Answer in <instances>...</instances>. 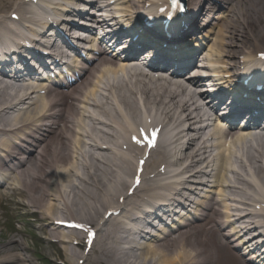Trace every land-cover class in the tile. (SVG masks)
Returning a JSON list of instances; mask_svg holds the SVG:
<instances>
[{"label":"bare ground","instance_id":"1","mask_svg":"<svg viewBox=\"0 0 264 264\" xmlns=\"http://www.w3.org/2000/svg\"><path fill=\"white\" fill-rule=\"evenodd\" d=\"M12 1L0 0V15L12 9ZM62 1L68 2L71 0ZM167 1L156 0L162 5ZM203 1L207 0H189L188 15L191 20L195 17H203L204 19L209 17V12L204 14L203 10L200 9ZM220 2L222 4V1ZM123 3L128 4L130 8H135L143 5L145 0H125ZM226 3L228 4L227 11L220 16V19H224L221 27V39L216 46L213 44L209 47L208 57L214 65H219L220 68L222 65L234 67L236 62L233 58L237 56L245 57L246 62L252 64L255 61V54L264 49V0H227ZM221 8H217L218 14ZM17 11L20 15L24 14L23 11ZM208 11H211V8H208ZM183 23L185 24L183 26L187 25L189 27L186 32L191 37L196 38L199 27L196 28L188 19L184 20ZM1 24L2 20L0 18ZM179 28L180 24L173 27L172 31L175 32ZM137 37L138 43L144 39H152L147 38L148 35L145 33H141ZM196 45H198V40L195 41ZM171 51L174 53L180 50L177 48V50L172 49ZM171 63L180 66L183 60L176 59ZM161 70L159 69V72ZM84 72L87 75L78 86L67 91L48 89L45 98L38 97L41 102L44 101L43 103L32 100L35 104L27 105L22 109L23 113L13 114L12 112L23 107L25 101L20 102L18 106L10 109L5 108L0 112V122L3 123V127L12 128V134H26L42 142L41 147L33 145V147L38 148L39 152L30 154L31 159L24 164L23 170L18 172L12 170L15 173L14 182L23 189V199L26 202L23 207L27 210L29 208L33 209L36 213L40 212L42 221H50L56 215L58 209L66 211L68 216L76 215L77 212L80 217L89 216L90 221L94 220L92 219L94 213H91L90 210L95 211L96 204L94 203L97 197L94 199L90 194H82L81 198H77L73 192L67 191V188L70 187H67V181L72 176L75 177V155L77 152L81 153L83 159L85 158L84 163L80 164L84 177L92 182L94 189L99 191L100 194H102L100 186L109 191L108 196H106L107 199L104 202L101 201L102 205L109 207L114 204L116 195L110 190L109 172L116 173L115 178L119 177L118 172L127 175L128 178L132 174V166L134 165V156L127 155L124 152L126 146L129 145L127 136L132 133L129 132L125 118L119 109H122L131 120H134L139 111L137 97L140 98L143 109L154 108L161 113V116H164L167 122L173 120L174 115L177 112L179 113L177 117L178 132L174 143L181 142L180 140L183 138L184 130L181 129V125L193 121L188 101L174 96L168 89L173 86V83L164 81L161 77L138 72L133 68H128L125 63H117L106 58L96 59L94 64L86 68ZM117 74L128 76L131 85L127 86L126 81L123 80H120L119 85L108 84L107 89H109L110 94H114L115 98L112 108L106 107L108 98L101 104L94 105L96 113L104 119V125L108 129V132H102L95 128V122L85 115V110L80 105H87L89 98L98 93V85L103 77ZM225 74L228 73L225 72ZM258 76L255 74L253 77L257 78ZM261 85L264 86V83L261 82ZM239 88L240 86L237 87L236 85V89L239 90ZM3 105H5V100L0 95V106ZM196 111H198L197 108L193 112ZM261 114H264V112L261 111ZM45 121H51V127L46 134L42 132ZM205 130L203 129V131ZM81 138L88 139L92 143L91 146H88L87 151L83 152L81 149L83 144ZM3 142L9 146V140ZM194 143L195 139L184 141L173 156L163 151H156L153 154L149 166L154 165V171L162 163L166 164L167 167L178 166L183 169L175 174L176 182L173 185H158L153 182L151 185L142 187L136 196L142 206L157 213L163 204L167 203L169 205L172 200V195H167V192L176 190L178 186L182 189L188 186L189 180H181L180 176L186 173L198 174L197 171L200 172L197 170L198 166L206 163V159H208L207 149L206 147L194 148V145H196ZM256 144V154L254 152L247 153L242 158L236 149L246 147V136L223 134L221 138H218L216 144L219 148L216 160V165L220 170L219 175L216 176L219 187H222L224 175L232 174L234 182L237 181L241 186L251 191L252 196L245 198L243 201L250 204L253 201L264 203V194H261V192L264 193V166L259 164L264 159V152L260 151L264 144L258 141H256ZM122 149L124 150L122 151ZM135 150L140 151L137 148ZM26 152L31 153L32 149L26 147ZM99 165L103 166L106 171L101 170ZM232 166L239 169L245 179L250 177V183L241 181L239 179L240 174L234 172V169H231ZM91 169H93L92 172ZM204 169L209 170L208 163L204 166ZM100 175H102V179ZM52 179L55 182L48 189ZM86 182L84 179H80V183L86 184ZM125 187L126 183H122V191ZM4 189L10 192L9 188ZM16 192L17 190H11L13 195H16ZM199 197H202V199L207 198L206 195ZM126 200L128 201V199ZM200 201L205 202V200ZM248 206L252 207L253 204ZM136 209L138 207L134 205L132 210L134 212L138 211ZM95 213L97 214L96 218H99L98 212ZM152 216L154 215H145L144 218L149 220ZM212 218L213 215L211 214L206 220H194L190 223L178 225L174 230L164 235L161 244L147 248L146 254L136 256V264H219V237L221 235L217 224L211 222ZM38 234L45 237L44 244L51 240L63 242V238L67 237L60 231L57 232L48 228H39ZM97 238L98 246L94 252L96 255L94 264L124 263L121 260V254L116 251L114 246L124 239L121 229L116 226H108L106 232L97 235ZM2 249H6L7 252H5L4 257L0 258V264H17L19 262L33 264L27 256V248L22 247L14 239H10L6 245L0 248V251ZM131 250L132 248H129L123 255H128ZM130 264L135 263L130 262ZM225 264L253 263H249L243 258L228 260Z\"/></svg>","mask_w":264,"mask_h":264},{"label":"snow or ice","instance_id":"2","mask_svg":"<svg viewBox=\"0 0 264 264\" xmlns=\"http://www.w3.org/2000/svg\"><path fill=\"white\" fill-rule=\"evenodd\" d=\"M172 3H173V5H176L177 7H179V4H178V2H177V0H172ZM150 143H151V141H150ZM139 181H137V183H138Z\"/></svg>","mask_w":264,"mask_h":264},{"label":"rangeland","instance_id":"3","mask_svg":"<svg viewBox=\"0 0 264 264\" xmlns=\"http://www.w3.org/2000/svg\"><path fill=\"white\" fill-rule=\"evenodd\" d=\"M68 190H69V189H68ZM76 196H77V198H79L78 195H76ZM46 255H47V256H51V251H50V250L47 251V252H46Z\"/></svg>","mask_w":264,"mask_h":264}]
</instances>
